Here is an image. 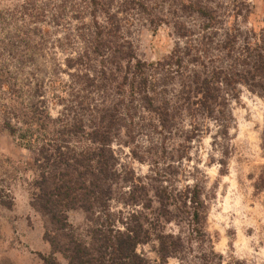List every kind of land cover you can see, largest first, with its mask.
I'll return each mask as SVG.
<instances>
[{
	"label": "trees",
	"instance_id": "1",
	"mask_svg": "<svg viewBox=\"0 0 264 264\" xmlns=\"http://www.w3.org/2000/svg\"><path fill=\"white\" fill-rule=\"evenodd\" d=\"M158 1L28 0L15 12L21 25L8 55L16 65H0V133L31 153L30 206L43 217L49 245L40 264H60L58 255L65 264H151L136 250L150 241L157 243L159 264L169 258L245 264L225 261L214 249L203 174L195 166L181 173L179 164L191 160L194 141L211 134V122L219 172H225L232 101L242 88L264 98V16L258 27L249 26L247 0H168L157 14L152 5ZM68 4L74 32L51 43L66 54L61 71L68 78L45 84L37 64L50 39L46 25L60 24ZM132 10L149 26L170 27L174 41L166 55L137 57L123 31ZM46 86L51 103L60 106L56 116ZM114 142L132 144L147 173L119 168ZM182 174L191 183L179 187ZM253 188L264 189V169ZM112 201L124 210H113ZM70 210L83 212V225L68 221Z\"/></svg>",
	"mask_w": 264,
	"mask_h": 264
},
{
	"label": "rangeland",
	"instance_id": "2",
	"mask_svg": "<svg viewBox=\"0 0 264 264\" xmlns=\"http://www.w3.org/2000/svg\"><path fill=\"white\" fill-rule=\"evenodd\" d=\"M27 1L0 0V65H16L15 58L8 55L14 34L21 25L15 12L21 10L20 6ZM247 1L253 6L248 25L258 27L264 16V1ZM40 2L42 5L46 0ZM168 3V0H159L158 5H152L153 10L159 14V9L167 10ZM72 13L68 4L66 12L58 16L60 24L46 25L50 39L44 56L37 64L43 69L38 75L45 79V84L57 77L64 80L68 78L61 71L65 69L63 58L66 54L51 43L55 42V37L62 38L66 33L74 32L73 26L77 22L72 18ZM129 13L134 14H128L127 18L131 22L126 24L125 21L123 31L132 42L137 57L154 61L166 55L174 41L170 27L164 24L149 26L141 17L144 14L139 17L133 10ZM120 17L126 15L121 13ZM64 46L67 53L73 51L69 46ZM25 69L30 70L28 66ZM47 89L46 86L44 97L51 115L56 116L60 106L51 103ZM231 110L234 122L229 130L230 153L225 159V172H219L222 169L218 163L221 156L212 143L215 126L211 122L208 124L211 134L204 133L191 144V160L184 159L179 164L180 171L184 173V170L195 166L203 174L201 178L208 195L206 231L214 249L223 255L225 261L234 258L245 264H264V189L256 191L253 188L258 174L264 169V98L242 88L238 100L232 101ZM143 141L138 138V144H145ZM111 147L118 159L119 168L133 169L137 175L147 173L148 165L132 156V144L128 146L114 142ZM30 156L31 153L18 146L13 138L0 133V186H5L8 192L0 191V202L11 203L9 208L0 206V264H40L39 255L49 252V245L43 239V217L30 206L27 189L31 177L27 169ZM176 179L178 182L175 184L179 187L191 183L183 174ZM111 206L113 210L123 209L117 201H112ZM67 216L68 221L75 226L84 224V214L80 210H70ZM156 244L150 241L138 245L136 250L151 264H159ZM58 259L60 264H65L59 255ZM167 264H177V260L169 258Z\"/></svg>",
	"mask_w": 264,
	"mask_h": 264
}]
</instances>
